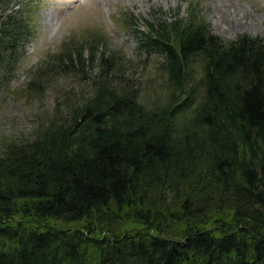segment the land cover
I'll return each instance as SVG.
<instances>
[{"label": "trees", "instance_id": "trees-1", "mask_svg": "<svg viewBox=\"0 0 264 264\" xmlns=\"http://www.w3.org/2000/svg\"><path fill=\"white\" fill-rule=\"evenodd\" d=\"M196 8L119 21L140 60L163 58L152 105L104 28L30 70V91L59 75L91 90L0 139V264H264V37L225 40ZM19 12L0 15L2 65L35 34Z\"/></svg>", "mask_w": 264, "mask_h": 264}, {"label": "rangeland", "instance_id": "rangeland-1", "mask_svg": "<svg viewBox=\"0 0 264 264\" xmlns=\"http://www.w3.org/2000/svg\"><path fill=\"white\" fill-rule=\"evenodd\" d=\"M195 4L213 33L225 40L240 34L264 37V0H0V15L11 9L27 14L31 11L35 28L20 60L10 66L0 64V139L33 135L41 122L48 121L58 107L62 109L69 94L80 98L90 92V84L75 75L56 76L40 91H30L27 84L30 70L48 52H56L69 36H81L87 30L104 28L109 47L134 61L125 78L139 86L143 103L164 100L163 85L155 79L162 78L155 65L163 58L142 56L140 60L137 39L119 21L131 12L150 19L153 11L166 21L176 16L187 18ZM141 27L145 28L143 24Z\"/></svg>", "mask_w": 264, "mask_h": 264}, {"label": "bare ground", "instance_id": "bare-ground-1", "mask_svg": "<svg viewBox=\"0 0 264 264\" xmlns=\"http://www.w3.org/2000/svg\"><path fill=\"white\" fill-rule=\"evenodd\" d=\"M217 7H218V6H217ZM219 9H220V8H219ZM221 10H222V9H221ZM222 12H223V11H222ZM224 15H225V14H224ZM221 16H222V14H221ZM219 20L222 21V23H223V22H227L226 19H219ZM233 24H234V23H233ZM237 27H238V26H237ZM229 28H231L230 25H229ZM229 28H228V29H229ZM232 30H233V28H232Z\"/></svg>", "mask_w": 264, "mask_h": 264}]
</instances>
